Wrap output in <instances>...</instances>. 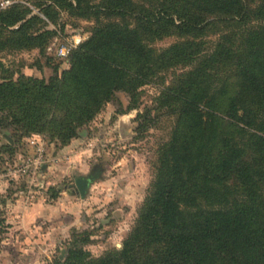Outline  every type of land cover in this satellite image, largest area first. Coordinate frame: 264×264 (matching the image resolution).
<instances>
[{
    "label": "trees",
    "instance_id": "trees-1",
    "mask_svg": "<svg viewBox=\"0 0 264 264\" xmlns=\"http://www.w3.org/2000/svg\"><path fill=\"white\" fill-rule=\"evenodd\" d=\"M49 1V22L61 8L95 25L60 75L0 81L1 126L66 143L115 92L137 108L150 84L159 90L135 129L153 126V111L172 121L121 247L87 260L88 235L73 231L51 264H264V0ZM42 23L27 7L0 10V51L47 49ZM166 37L176 40L155 46Z\"/></svg>",
    "mask_w": 264,
    "mask_h": 264
},
{
    "label": "rangeland",
    "instance_id": "rangeland-1",
    "mask_svg": "<svg viewBox=\"0 0 264 264\" xmlns=\"http://www.w3.org/2000/svg\"><path fill=\"white\" fill-rule=\"evenodd\" d=\"M1 2L7 3L0 5V10L18 5L39 15L45 28L54 31L48 47L75 34L87 35L88 39L95 25L94 18L74 16L61 8L55 22H49L40 12L49 0ZM175 40L166 37L156 41L155 46L164 47ZM0 62V81L23 75L48 82L55 73L60 75L69 67L68 58H58L48 48L1 50ZM165 78L168 83L170 72ZM158 90L154 84L143 86L137 108H131L127 93L115 92L66 143H61L49 128L34 131L43 138L45 150L43 164L29 184L8 174V170L20 156L33 153L27 146L32 134L0 124V264H51L57 258L63 260L73 231L88 235L83 245L87 260L121 247L147 195L157 147L167 139L172 122L165 114L153 111L152 116L157 115L153 126L143 131L135 129L137 113L153 106ZM4 115L5 111L0 110V119ZM48 120L49 113L41 124ZM97 171L98 177L81 198L75 177Z\"/></svg>",
    "mask_w": 264,
    "mask_h": 264
},
{
    "label": "built area",
    "instance_id": "built-area-1",
    "mask_svg": "<svg viewBox=\"0 0 264 264\" xmlns=\"http://www.w3.org/2000/svg\"><path fill=\"white\" fill-rule=\"evenodd\" d=\"M7 2H1L0 5L4 6ZM87 39V35L75 34L69 38L64 39L62 42H53L48 50L53 52L54 56L58 58H68L74 48L83 43ZM27 146L33 149L30 156H20L8 170V174H13L16 178H21L27 182L32 183L35 179L44 156V140L41 136L32 134L27 139Z\"/></svg>",
    "mask_w": 264,
    "mask_h": 264
},
{
    "label": "water",
    "instance_id": "water-1",
    "mask_svg": "<svg viewBox=\"0 0 264 264\" xmlns=\"http://www.w3.org/2000/svg\"><path fill=\"white\" fill-rule=\"evenodd\" d=\"M100 171L91 172L86 176L79 175L75 177L74 184L81 198H84L90 183L98 177Z\"/></svg>",
    "mask_w": 264,
    "mask_h": 264
},
{
    "label": "crops",
    "instance_id": "crops-1",
    "mask_svg": "<svg viewBox=\"0 0 264 264\" xmlns=\"http://www.w3.org/2000/svg\"><path fill=\"white\" fill-rule=\"evenodd\" d=\"M50 211H51V210H50ZM51 212H52V211H51ZM50 214H52V213H50ZM52 216H53V215H51V217L49 216V217H50V218H49V220H51V219H52Z\"/></svg>",
    "mask_w": 264,
    "mask_h": 264
}]
</instances>
